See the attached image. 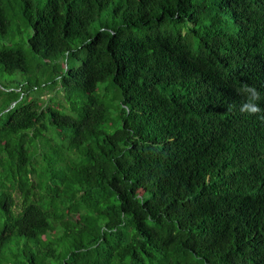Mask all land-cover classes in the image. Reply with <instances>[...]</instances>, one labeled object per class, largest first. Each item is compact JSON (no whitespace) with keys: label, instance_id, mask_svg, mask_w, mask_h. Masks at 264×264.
Here are the masks:
<instances>
[{"label":"trees","instance_id":"16d2710c","mask_svg":"<svg viewBox=\"0 0 264 264\" xmlns=\"http://www.w3.org/2000/svg\"><path fill=\"white\" fill-rule=\"evenodd\" d=\"M3 42L0 264H264V0H0Z\"/></svg>","mask_w":264,"mask_h":264},{"label":"rangeland","instance_id":"374dc122","mask_svg":"<svg viewBox=\"0 0 264 264\" xmlns=\"http://www.w3.org/2000/svg\"><path fill=\"white\" fill-rule=\"evenodd\" d=\"M2 44H4V42L0 43V47L3 46ZM83 56L84 55H81V58ZM60 60L62 61L63 58H61ZM80 63L81 62L78 60V61H75L74 63H72V65L74 67H78V66H80ZM23 79H24V76H22V74H20V73H16L13 76H9L7 74L2 73L0 70V82L5 86H9L11 82H17V81H21ZM40 100L42 102H45L46 106L52 105L56 109H59L66 114H74L72 112V108H71L72 107L71 101H69L68 96L60 88H55L53 90L46 91ZM73 105L77 108L80 106L79 104H74V103H73ZM73 116H75V115H73ZM44 135H45V138H48V139L53 138L51 136V135H53L52 131L50 133H47V134L44 133ZM54 139L55 138H53V140ZM51 146H56L55 140L51 142ZM37 148H38V155H37V165L36 166L39 168L43 163V159H44L45 155L49 154L50 147L48 145H46L45 143L43 144L41 142V140H37Z\"/></svg>","mask_w":264,"mask_h":264},{"label":"clouds","instance_id":"9594fccd","mask_svg":"<svg viewBox=\"0 0 264 264\" xmlns=\"http://www.w3.org/2000/svg\"><path fill=\"white\" fill-rule=\"evenodd\" d=\"M238 95H240L241 100L239 103V110L242 113L248 115L259 114L261 118H264V90L257 87L255 84L250 83H240L236 87ZM233 107L232 104L229 105V110Z\"/></svg>","mask_w":264,"mask_h":264}]
</instances>
